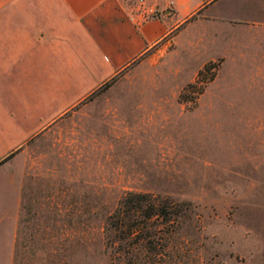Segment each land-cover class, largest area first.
<instances>
[{"label":"rangeland","instance_id":"rangeland-1","mask_svg":"<svg viewBox=\"0 0 264 264\" xmlns=\"http://www.w3.org/2000/svg\"><path fill=\"white\" fill-rule=\"evenodd\" d=\"M144 1L167 32L20 149L12 264H264V25ZM208 62L203 92L187 87ZM18 180L17 165L0 166V264ZM129 191L183 203L136 256L105 237Z\"/></svg>","mask_w":264,"mask_h":264},{"label":"crops","instance_id":"crops-1","mask_svg":"<svg viewBox=\"0 0 264 264\" xmlns=\"http://www.w3.org/2000/svg\"><path fill=\"white\" fill-rule=\"evenodd\" d=\"M171 1L181 18L202 11L264 25V0ZM125 0H0V160L17 165V214L7 264H12L21 203L20 150L128 60L167 32L166 21L137 25Z\"/></svg>","mask_w":264,"mask_h":264},{"label":"trees","instance_id":"trees-1","mask_svg":"<svg viewBox=\"0 0 264 264\" xmlns=\"http://www.w3.org/2000/svg\"><path fill=\"white\" fill-rule=\"evenodd\" d=\"M217 63L208 62L199 70L194 82L187 87L196 88L202 93L205 85L213 79V74L206 76L211 68H216ZM115 78L112 77L102 86H109ZM86 99V98H85ZM13 153L0 160V165L8 160ZM181 204L172 203L166 197L148 192L129 191L121 197L115 209L108 215L105 225L106 240L118 243L119 251L136 256L144 251L156 250L155 237L161 239L158 230L153 229L157 223L167 224L177 221L182 215Z\"/></svg>","mask_w":264,"mask_h":264},{"label":"built area","instance_id":"built-area-1","mask_svg":"<svg viewBox=\"0 0 264 264\" xmlns=\"http://www.w3.org/2000/svg\"><path fill=\"white\" fill-rule=\"evenodd\" d=\"M155 7L149 6L144 0H140L137 8L132 12L131 17L137 25L143 24L155 15Z\"/></svg>","mask_w":264,"mask_h":264}]
</instances>
